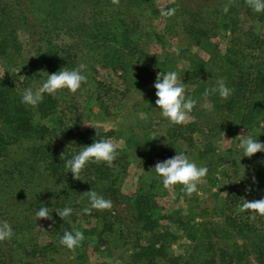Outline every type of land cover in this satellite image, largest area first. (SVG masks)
Listing matches in <instances>:
<instances>
[{
  "label": "trees",
  "instance_id": "trees-1",
  "mask_svg": "<svg viewBox=\"0 0 264 264\" xmlns=\"http://www.w3.org/2000/svg\"><path fill=\"white\" fill-rule=\"evenodd\" d=\"M194 1L195 8L184 4L165 7H177L176 14L167 19H177L175 24L181 25L194 45L209 53L206 60L179 51L176 58L167 56L161 61L143 52V28L149 20L160 16L155 0H120L119 5L112 0H0V68L10 70L23 65L19 34L33 38V59L24 74V85H33L38 71L47 75L62 68H77L78 45L86 46L94 64L119 70L125 76L136 67L154 68L159 73L176 71L182 83L192 87L189 95L197 100V105L190 113V122L168 127L161 139L178 150L183 144L190 157L196 154L198 166L207 163L210 168L206 178L221 184L217 189L230 183L228 198L215 194L212 204L204 207L187 203L185 212L182 208L165 211L158 196L143 188L122 192L117 182L127 175L131 162L120 154L112 167L106 163L88 164L81 172V180H75L65 167L66 160L82 146L111 138L114 133L97 128L77 131V124L68 127L60 115L56 95L45 94L36 107L22 103L24 90H17L13 77L3 72L0 221H8L15 235L0 242V264H59L58 259L64 254L72 258L67 264H92L88 258L90 249L101 259L111 257L114 249L129 250L124 264H264V217L250 220L249 213H238L232 203H242L241 198H264L257 190L264 184V153L248 158L243 157L239 147L235 148L241 133L251 134L264 143V12H254L245 0H233L227 13L223 8L229 0ZM242 20L255 24L259 33L250 30L246 42L232 37L230 43L234 45L221 54L219 47L211 44V33H235ZM69 41L75 44L69 45ZM182 59L185 67L180 70L176 63ZM218 79H224L234 89L233 94L227 100H222L218 93L205 99V89L215 87ZM195 133L201 137L202 148L195 143ZM223 134L235 146L228 149L224 158L213 144ZM143 136L146 142L143 144L142 137L139 138L143 149L139 159L153 169L157 162L167 158L168 145L159 147V135ZM135 138L134 143L138 140ZM216 157V161L210 159ZM253 175L257 183L252 182ZM237 181L246 186L253 184L255 192H246ZM156 182L162 184L158 175ZM66 184L77 185L76 193L83 199L69 201L59 190ZM237 186L244 188L239 191L245 192L244 197L236 196ZM37 190L36 198L20 212H13L6 205L23 193ZM90 190L110 199L112 209H93L91 215L82 214V209L90 206L83 193ZM44 206L49 208L52 219L38 235L36 229L41 219L37 220L35 213ZM65 207L73 208V214L62 220L55 211ZM77 230L85 236L79 247L69 250L61 245L65 231ZM40 235L46 239L44 244ZM180 241L185 242L179 244ZM174 245L183 252L174 250Z\"/></svg>",
  "mask_w": 264,
  "mask_h": 264
},
{
  "label": "rangeland",
  "instance_id": "rangeland-1",
  "mask_svg": "<svg viewBox=\"0 0 264 264\" xmlns=\"http://www.w3.org/2000/svg\"><path fill=\"white\" fill-rule=\"evenodd\" d=\"M195 2L194 0H176L175 4H184L190 6V8H195ZM171 4H173L172 0H155L157 9L165 8ZM174 21L176 22L177 19H167V17H163L161 14L157 19L149 20L148 26L146 25L143 28V33L146 34L144 41L141 43L143 52L147 56H154L161 61L167 56L174 55L176 58L177 54L173 49L186 51L189 55L198 56L200 59H208L209 53L194 45L181 25H178V23L175 24ZM173 25L176 26L174 27ZM250 30L259 33V28L255 24L253 25L251 22H244L242 20L239 30L235 33L230 34L229 32L220 33L213 31L210 35L211 44L216 47L218 46L221 54H223L231 45H234L230 43L232 37L245 41ZM246 31L247 33H245ZM147 35L150 36L147 37ZM31 39L30 37L28 38L27 34H19V43L23 44V65L19 67L13 66L10 70H7L5 67L0 68V76L3 77L4 73L8 72L9 75L13 77L14 86L19 88L17 90L23 91L29 87L35 90L47 79L46 74H42L38 71L33 80V85H24V83H22L24 81V74L30 69V62L33 59L32 48H34V46L30 43ZM68 43L70 45L74 42L69 41ZM30 46H32V48ZM75 51L78 55L77 68L80 65H84L82 72L87 76V82L82 84L81 88L75 94L67 89L58 91L61 93L59 95L58 92L55 94L57 98H59L60 115L68 127L77 124L75 125L76 127H74L77 131L97 128L102 132L114 133L111 139H113L114 142L121 143V148L118 149L119 154L125 156L128 162H131L127 167V175L120 177L117 182L122 192L138 191L143 188L145 192L158 196L160 205L165 211H173L182 208L185 212L188 211V207H186L187 203H192L193 206L194 204H199L204 207L212 204L215 194H218L219 198L227 197L228 184L217 189L216 186H220L221 184H217V181L216 183L214 181L208 182L207 178L198 185L199 193H193L191 197L187 196L184 191H182L181 185H176V188L165 189L163 184L156 182L157 175L154 173V169L149 168V164H144L140 161L139 158L143 149L139 138L142 137L143 141L144 133H146L149 138L159 135L160 138L157 139V141L161 140L159 141V147L166 148L168 144L161 139V136L168 127L175 128V125L170 124L168 120L161 116V110L155 104L157 97L153 85L159 74L157 70H154V68L147 70L144 67H136L125 76L119 70L106 69L94 64L90 59L91 54H89L86 46L78 45L75 47ZM176 65L178 69H183L185 67L184 59L178 61ZM185 86L189 95L192 92V87L188 84H185ZM94 93H96L98 97ZM43 122L48 124L46 120H43L42 123ZM159 130L161 131L157 134ZM240 135H242V133ZM193 137L198 147L202 148L203 142H201V137L196 133ZM133 138H135L134 140L138 139L136 143L133 142ZM144 142H146V140L143 141V144ZM213 144L218 147L220 152H223L222 158L227 155L228 149L231 150L235 146V148H238V145L234 146L225 135L214 139ZM132 145H136V147ZM149 147L150 146H147V148ZM178 147H180L179 150L168 145L166 150L168 156L166 159L176 155L177 151H183L188 155L191 161L198 163L196 161V154H192L190 157L188 149H184L185 146L183 144ZM152 158L156 159V157L153 156ZM210 159L216 161L218 158ZM153 162L154 161H151V163ZM160 162H162V160ZM202 166L210 168L207 163H204ZM239 173L242 174L243 171L239 169ZM237 182L243 184L246 190V185L243 182ZM248 186L255 192V186L253 184H248ZM76 188H78L77 185L66 184L61 186L59 190L69 201L83 199L82 195L76 193ZM244 188L237 186L236 189H234L238 192V195H236L237 197L245 196L244 191L239 194V191L244 190ZM257 190L264 194V184H262L261 187H257ZM38 192L39 190L23 193L19 199L10 200L6 205L13 212H20L28 206V203L36 198V193ZM191 198H194V200L192 201ZM232 203L238 210L241 203L236 200L232 201ZM12 211L10 212L14 214ZM40 221V226L36 229L38 235L43 233V228H45L49 222L48 219H41ZM40 239L43 244L46 242L43 235H40ZM183 242L185 241H180L179 244ZM112 248L116 247L112 245ZM173 249L178 253L183 252V250L177 248L176 245L173 246ZM129 254V250L122 251L114 249L111 257L101 259L90 249L88 258L92 264H124L123 260L128 258ZM71 259L72 258H68V254H64L60 256L58 263L67 264Z\"/></svg>",
  "mask_w": 264,
  "mask_h": 264
},
{
  "label": "clouds",
  "instance_id": "clouds-1",
  "mask_svg": "<svg viewBox=\"0 0 264 264\" xmlns=\"http://www.w3.org/2000/svg\"><path fill=\"white\" fill-rule=\"evenodd\" d=\"M119 2L120 0H112L114 5H119ZM175 2L176 0H172L173 4ZM232 3L233 0H229V3L224 6L223 11L225 13L229 11ZM245 3L256 13L264 12V0H245ZM176 12L177 7L160 9V14L163 17H173ZM173 51L179 55V49H173ZM83 68L84 65H80L72 70L62 68L55 73H47V79L41 86L35 90L29 87L23 91L21 102L36 107L43 101L45 94L54 96L58 91L64 89L75 94L82 84L87 82V76L82 72ZM153 86L157 97L155 104L161 110L160 114L163 118L172 125H183L191 121L190 113L196 107L197 100L188 95L186 86L181 82V78L176 71L160 72ZM233 92L234 89L229 88L224 79H218L215 87L205 89L203 97L207 99L210 95L218 93L222 100H227ZM209 110L211 109L209 108ZM237 138L240 140L238 147L243 151V157L251 158L257 153H264V143L253 138L251 134H242ZM120 148L121 143L114 142L111 138L96 139L91 145L82 146L77 154L66 160L65 167L69 170L68 172H71L73 179L81 180V172L90 163H106L109 167H112L118 157V149ZM63 154H61V159ZM153 169L162 178V184L165 189L181 185L182 191L189 197L193 193H199L198 185L204 182L208 174L206 166H198L183 151H177V154L173 157L157 162ZM251 179L253 183H257L254 175ZM250 191L251 187L246 186V192ZM83 194L88 198L90 205L82 209V214L84 215H91L93 209L104 211L111 210L113 207V202L110 199L104 198L95 190H90ZM241 199L242 203L238 207V212L249 213V219L251 220H254L256 216L264 217V198L251 201L245 198ZM55 212L64 220L73 214V208L65 207L62 210L57 209ZM35 216L37 220L52 219L47 206L41 207L35 213ZM14 235L15 233L10 223L6 220L0 221V242L10 240ZM84 240L85 236L79 230L75 232L65 231L60 243L69 250H75Z\"/></svg>",
  "mask_w": 264,
  "mask_h": 264
}]
</instances>
